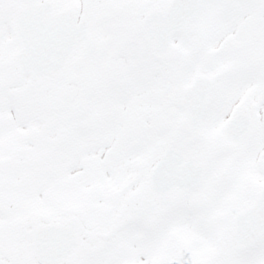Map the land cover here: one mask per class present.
<instances>
[{
  "label": "snow or ice",
  "instance_id": "6c2138e0",
  "mask_svg": "<svg viewBox=\"0 0 264 264\" xmlns=\"http://www.w3.org/2000/svg\"><path fill=\"white\" fill-rule=\"evenodd\" d=\"M0 264H264V0H0Z\"/></svg>",
  "mask_w": 264,
  "mask_h": 264
}]
</instances>
